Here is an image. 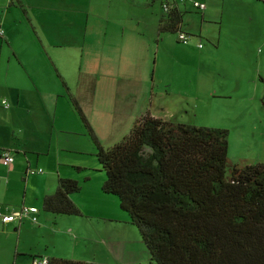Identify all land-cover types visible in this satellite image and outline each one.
I'll return each mask as SVG.
<instances>
[{"label": "rangeland", "instance_id": "1", "mask_svg": "<svg viewBox=\"0 0 264 264\" xmlns=\"http://www.w3.org/2000/svg\"><path fill=\"white\" fill-rule=\"evenodd\" d=\"M193 1L202 2L204 8H195ZM139 2L133 10L128 4L124 8L118 4L114 7L112 3L111 19L106 23L108 28L111 27L110 32L114 37V28L125 30V37L123 34L117 36V43H121L120 51H115L111 56L114 73L112 83L120 81L125 91L117 96L118 90L114 89V84L111 88L105 85L96 89L95 98L90 99L81 89L82 95L75 100L73 94H77V91L67 90L62 86L60 91L63 96L59 99L65 103L61 108L65 109V113L74 114V119L70 122L73 133H60L56 136V132H53L49 137L50 158L54 156L56 147L71 149L73 151L60 153V163L79 161L81 164H95L97 170H101L95 156L97 147L71 103V99H74L102 148H108L123 139L133 123L147 113L153 117L197 127L225 129L228 166L264 164V0L178 1L181 10L178 29L188 37L184 43L177 40L176 31L157 30L156 21L163 15L160 0ZM128 13L137 16V24L128 19ZM123 16L125 18L121 20ZM135 27L142 35L133 42L126 38V34L128 29ZM66 45H62L58 54L61 70L63 66H68L69 60H72L75 67L81 65V60L84 64L86 53L76 51L73 57V53L66 51ZM63 75L67 77L71 74ZM53 77L55 79L52 83L55 81L61 86L55 74ZM29 156L33 168L34 155ZM37 164L43 168L45 163L40 159ZM2 168L4 172L5 168ZM45 174L46 172L43 175ZM96 174L95 172V176ZM102 174L104 175L103 172ZM39 177L37 175V180ZM94 181L96 183L95 177L93 184ZM0 187L5 190L4 184ZM100 192L104 194L101 190ZM27 195L28 199L30 195ZM75 196L76 194H72L70 197L85 211V201L90 204L95 202L87 197L90 200L84 199L81 204L83 195L78 194L77 198ZM100 196L102 195L96 196V203L99 205L95 209H107L120 221L119 227L115 229L119 234L118 238L106 245L111 252L106 264H152L138 231L128 222L127 214L119 208L117 198L111 194L103 195V198ZM33 204L38 215L45 217L47 225L50 220H47L46 214L60 216L61 221L57 222L55 228L64 233L68 231V222L74 224L77 230L78 224H84V217L55 215L43 211L36 201ZM93 209L90 207L89 211L94 212ZM37 219L39 225H42L43 219ZM24 235L25 242L27 240L36 245L41 252L42 238L45 237L46 242L51 240L48 230L38 234L25 231ZM13 238L11 234L5 236L0 232V264H11ZM63 238L61 234L54 237L59 248L64 247ZM90 254L85 255L91 257Z\"/></svg>", "mask_w": 264, "mask_h": 264}, {"label": "crops", "instance_id": "2", "mask_svg": "<svg viewBox=\"0 0 264 264\" xmlns=\"http://www.w3.org/2000/svg\"><path fill=\"white\" fill-rule=\"evenodd\" d=\"M112 3L114 7L118 4L124 8L128 4L132 10L140 4L139 0H0V185H5L4 191L0 187V211L11 213L21 206L36 208L33 201L41 207L42 197L53 192L58 178H70L78 182L79 190L72 194H76L75 198L78 194L83 195L81 204L84 199L90 200L87 197L95 201L92 204L85 201V211L73 201L70 197L72 194L69 195L79 209L78 216L85 219L84 224H78V230L65 220L68 222V231L65 233L55 228L57 222L61 221L60 216L46 214L47 220H50L47 225L45 217L38 215V210L35 215L43 219L42 225H39L38 219L33 223L29 214L21 219L0 222V232L5 236H14L11 264H29L33 257L39 256L98 264H106L110 260L111 252L106 245L118 238L115 229L119 227L120 221L107 209H95L99 205L96 203L97 194L106 195L100 192L103 171L97 170L95 164H81L79 161L60 163V153L73 151L71 149L56 147L54 156L50 158L49 137L53 132H56V136L73 133L70 122L74 114L65 113V109L61 108L65 103L59 99L63 96L60 91L62 86L77 91L76 98L73 94L75 100L82 95L81 89L90 99L95 98L96 89L105 85L111 88L114 84V89L118 90L117 96L124 90L120 81L112 83L114 73L111 56L115 51H120L121 43H117V36H124L125 33L124 29L114 28V37L110 32L111 27L106 26L111 19ZM175 6L181 11L178 2ZM160 18L156 21L158 31ZM128 19L136 24L138 22L134 13H128ZM141 35V31L135 27L128 29L126 38L134 42ZM63 44H67L66 51L73 53V57L76 51H81V54L85 52L87 59L84 64L81 60V65L75 67L69 60L68 66H63L61 70L58 54ZM63 73L71 75L66 77ZM54 74L61 86L58 82L52 83ZM2 101L7 105L4 106ZM70 145H73V141ZM4 151L12 156V161L6 166L1 162ZM29 154L34 155L33 168ZM40 159L45 163L43 168L37 164ZM2 167L5 168L4 172ZM38 168L42 169L41 173L29 172L30 169ZM37 175L40 176L38 180ZM94 177L96 183L94 181L93 184ZM27 194L30 195L28 199ZM78 199L81 200V197ZM90 207L94 208V212L89 211ZM46 230L50 231L51 240L46 242L45 237L42 238V252L37 250L36 245L27 240L25 242V231L38 234ZM56 234L64 236V247L56 246ZM88 249L92 256L86 253Z\"/></svg>", "mask_w": 264, "mask_h": 264}, {"label": "trees", "instance_id": "3", "mask_svg": "<svg viewBox=\"0 0 264 264\" xmlns=\"http://www.w3.org/2000/svg\"><path fill=\"white\" fill-rule=\"evenodd\" d=\"M175 3L162 11L159 31H180ZM71 103L97 147L100 190L117 198L152 264H264V164L228 166L225 129L145 113L123 139L102 148ZM78 190L74 179L58 178L41 209L79 215L69 198ZM47 264L98 263L51 257Z\"/></svg>", "mask_w": 264, "mask_h": 264}, {"label": "built area", "instance_id": "4", "mask_svg": "<svg viewBox=\"0 0 264 264\" xmlns=\"http://www.w3.org/2000/svg\"><path fill=\"white\" fill-rule=\"evenodd\" d=\"M178 1H183V0H161V8L162 11L165 13L169 10V8H171V4L173 2H178ZM192 5L197 8V9H203L204 8V4L202 2H198V1H193ZM1 29H0V34H1ZM177 39L184 43L188 37L183 33V32H178L177 34ZM198 46H200V44H198ZM2 104L4 106H6L7 104L2 101ZM12 161V156L7 152L4 151L2 152V156H1V162L4 166L8 165L10 162ZM30 173H41L42 170L40 168L38 169H30L29 170ZM34 212H36V208L33 206H21L20 208H18V210L11 212V213H3L0 211V222L2 223H6V222H10L14 219H21L23 217H26L28 214H33ZM30 217V216H29ZM30 219L32 221H35V217L31 216ZM48 263V259L46 257H33L30 260L29 264H47Z\"/></svg>", "mask_w": 264, "mask_h": 264}]
</instances>
